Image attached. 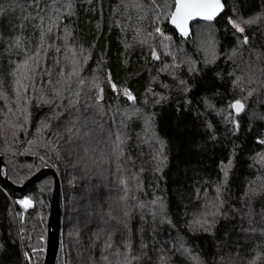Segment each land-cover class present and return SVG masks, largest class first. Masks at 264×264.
<instances>
[{
  "label": "trees",
  "instance_id": "obj_1",
  "mask_svg": "<svg viewBox=\"0 0 264 264\" xmlns=\"http://www.w3.org/2000/svg\"><path fill=\"white\" fill-rule=\"evenodd\" d=\"M224 5L179 37L173 0H0V264L43 263L42 168L54 264H264V0Z\"/></svg>",
  "mask_w": 264,
  "mask_h": 264
},
{
  "label": "water",
  "instance_id": "obj_2",
  "mask_svg": "<svg viewBox=\"0 0 264 264\" xmlns=\"http://www.w3.org/2000/svg\"><path fill=\"white\" fill-rule=\"evenodd\" d=\"M173 2L175 5V0H173ZM221 5H222L221 10L212 20H206L202 17H194L193 19L189 20L187 23V34L181 33L180 29L177 28L174 24H172L171 15L175 11V7L173 6L172 12L168 19L169 26L173 31L177 33L179 37H188L191 35V28L194 24L198 22H204L208 24L215 22L225 11L224 0H221ZM0 166H2L1 158H0ZM46 177L52 178L53 188L51 194L50 209L46 224V248H45L42 264H54L58 249V244H59L60 230H61V216H62V210L59 201L60 187L56 174L50 168H42L38 172L33 174L30 178H28L22 185L20 186L11 185V187L12 190L15 192H22Z\"/></svg>",
  "mask_w": 264,
  "mask_h": 264
},
{
  "label": "snow or ice",
  "instance_id": "obj_3",
  "mask_svg": "<svg viewBox=\"0 0 264 264\" xmlns=\"http://www.w3.org/2000/svg\"><path fill=\"white\" fill-rule=\"evenodd\" d=\"M35 4L39 7L40 0H35ZM175 11L171 15V22L177 28L180 29L181 33L187 34V23L189 20L194 17H202L206 20H212L221 10V0H175ZM3 11V8L0 7V12ZM255 21H245V23H254ZM233 27L236 28L239 32H244V28L240 27V25L236 24L234 21H230ZM50 30V29H49ZM160 30L157 28V32ZM247 37L244 38V43H247ZM153 57L158 59L159 57L153 52ZM73 75H78V72H74ZM80 83H83L81 80ZM112 88L116 90V85L113 84ZM129 100L134 99L130 93L125 90L124 93ZM75 98H70L68 100V105L72 108H76L78 104H80V93L75 92ZM86 103V102H85ZM231 107L235 108L237 112H239L243 108V104L238 100ZM79 113V109H77ZM82 116V113L80 114ZM84 119V123H87V119ZM119 147V146H117ZM225 176H227V171H225ZM19 203L26 210L28 207L32 206V201L30 199H24L19 201ZM27 257V253L25 254Z\"/></svg>",
  "mask_w": 264,
  "mask_h": 264
}]
</instances>
